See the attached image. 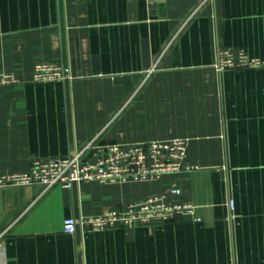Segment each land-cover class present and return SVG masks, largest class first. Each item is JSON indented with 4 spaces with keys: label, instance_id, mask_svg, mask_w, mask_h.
I'll list each match as a JSON object with an SVG mask.
<instances>
[{
    "label": "crops",
    "instance_id": "crops-1",
    "mask_svg": "<svg viewBox=\"0 0 264 264\" xmlns=\"http://www.w3.org/2000/svg\"><path fill=\"white\" fill-rule=\"evenodd\" d=\"M227 51L264 59V0H0V73L25 82L0 87V175L96 136L102 148L184 138L197 166L40 199L38 186L0 189V264H264V66L220 70ZM41 63L74 80L32 83ZM156 195L195 212L64 231L67 217Z\"/></svg>",
    "mask_w": 264,
    "mask_h": 264
},
{
    "label": "built area",
    "instance_id": "built-area-1",
    "mask_svg": "<svg viewBox=\"0 0 264 264\" xmlns=\"http://www.w3.org/2000/svg\"><path fill=\"white\" fill-rule=\"evenodd\" d=\"M207 1V0H205ZM197 7L192 15L182 24L184 26L198 13ZM220 70L230 68H258L264 66V59L250 57L245 52L238 55L227 51L220 55ZM30 81L32 83L54 82L58 80L72 81L74 76L71 68L63 65L41 63L35 65ZM13 73H0V87L24 84ZM98 136L94 137L84 147L77 149L72 155L53 159L47 163L35 162L29 171L0 175V189L13 187L38 186L42 198L56 186L72 188L83 182H98L105 184L144 182L159 179L163 174L180 173L197 169L190 165L188 159V140L184 138L145 141L144 143L111 144L105 148L99 147ZM97 148L95 163L85 161L89 150ZM174 194L180 191L174 190ZM233 202H231V207ZM195 206L190 203H174L166 200L165 195L150 196L144 201L133 202L126 207L106 209L96 216L80 215L78 219L67 217L64 231L75 234L78 229L104 230L116 225L131 227L148 225L174 219L181 214H194ZM4 233H0V243Z\"/></svg>",
    "mask_w": 264,
    "mask_h": 264
}]
</instances>
